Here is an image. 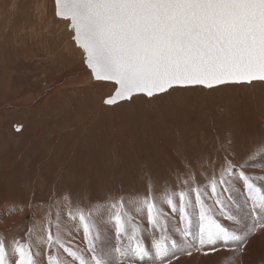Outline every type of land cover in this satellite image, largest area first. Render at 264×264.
Instances as JSON below:
<instances>
[{
	"label": "rangeland",
	"instance_id": "obj_1",
	"mask_svg": "<svg viewBox=\"0 0 264 264\" xmlns=\"http://www.w3.org/2000/svg\"><path fill=\"white\" fill-rule=\"evenodd\" d=\"M72 35L68 22L55 15L54 0H0V237L24 239L31 228L36 241L41 224L47 228L48 219L54 224L59 215L65 245L84 255L88 250L76 246L85 237L78 218L83 211L85 221L97 226L99 253L117 244L112 217L127 212L151 242L146 212H136L139 198L150 183L158 197L166 182L178 190L174 170L181 156L195 157L229 140L244 156L264 140V83L177 88L110 106L104 99L116 85L92 78ZM256 157L245 171L259 180L264 159ZM230 195L227 209L241 222L215 218L239 235L260 213L243 186L234 184ZM248 209L256 214L252 220ZM257 240L248 247L257 262L243 255L238 261L233 241L230 248L216 245L215 263L264 264ZM209 247L202 251L212 252ZM47 251L45 246L44 262Z\"/></svg>",
	"mask_w": 264,
	"mask_h": 264
},
{
	"label": "snow or ice",
	"instance_id": "obj_2",
	"mask_svg": "<svg viewBox=\"0 0 264 264\" xmlns=\"http://www.w3.org/2000/svg\"><path fill=\"white\" fill-rule=\"evenodd\" d=\"M55 15L68 22L92 78L114 82L121 99L137 94L153 98L177 88L264 82V0H55ZM250 156L264 159V140L244 156L230 140L195 157L181 156L174 170L178 190L166 182L158 197L150 183L137 202L136 212H146L153 230L151 242L139 224L126 219L129 213H117L112 217L117 244L98 253L97 226L87 223L81 211L78 218L90 258L65 245L58 215L54 224L48 219L47 228L41 224L36 241L31 228L24 239L0 237V264H45V246L47 264H66L56 257L60 249L73 258L67 264H178L180 253L191 255V249L205 246L214 251L218 243L230 248L233 241L235 251L242 252L248 236L257 230L264 234V177L257 180L245 171ZM234 184L243 186L260 213L239 235L215 218L239 223L226 204ZM206 199L213 203L206 204ZM119 206L123 208V201ZM69 216L77 219L71 212Z\"/></svg>",
	"mask_w": 264,
	"mask_h": 264
},
{
	"label": "bare ground",
	"instance_id": "obj_3",
	"mask_svg": "<svg viewBox=\"0 0 264 264\" xmlns=\"http://www.w3.org/2000/svg\"><path fill=\"white\" fill-rule=\"evenodd\" d=\"M239 185L242 186L241 184H239ZM232 214L236 217V219L240 223L241 222V217L237 213H232ZM253 215H256L255 212L250 210V209H248L247 214H246V218H248L249 220H252V216ZM221 219L226 220L222 216H221ZM245 226H246L245 224L244 225L242 224V228H244ZM235 229H238V228H235ZM243 231L245 232L247 230L244 229ZM241 234H243V233H241ZM258 238H259V240L261 239V242H262V247L259 249L260 252H258V253L261 254L262 256H264V234H262L258 230V231L253 232L250 236L247 237L248 242L245 245L243 244V251L240 252L241 254H239L237 256V260L238 261L242 260V255H243L247 259V261L257 262L256 260L258 259L259 255L254 254L253 253L254 252L253 248L251 250H249L250 248L248 249V247L250 245L254 244V242ZM149 239H147V241ZM169 240H171V239H169ZM76 246L78 248H81L83 251L87 250L88 249V242H87L86 238L83 236V241L76 242ZM252 246H254V245H252ZM83 254H84V252H83ZM61 255H62V259L66 262V264H67V262L72 261V259H73L72 257L68 256L67 254L64 255L63 252H61ZM84 255H85V257H87V256L90 255V252H88L87 254H84ZM216 258H217L216 250L212 251V252H204L202 250L201 251H196L195 249H191V255H188L186 252L179 255L178 264H187V263H189V264H193V263H195V264H216L215 263ZM185 261H187V262H185ZM262 262H264V261H262ZM77 263L78 262L76 261L75 264H77ZM45 264H47V262H45ZM173 264H176V261L173 262Z\"/></svg>",
	"mask_w": 264,
	"mask_h": 264
},
{
	"label": "water",
	"instance_id": "obj_4",
	"mask_svg": "<svg viewBox=\"0 0 264 264\" xmlns=\"http://www.w3.org/2000/svg\"><path fill=\"white\" fill-rule=\"evenodd\" d=\"M54 2H55V0H54ZM102 82H110V83H113L114 84V82H112V81H102ZM256 82H260V81H256ZM221 86V85H220ZM117 87V86H116ZM200 87H202V86H200ZM216 87H218V86H216ZM137 95H143V94H137ZM135 96V95H134ZM109 98H114L115 99V102L114 103H112V104H106L105 102H104V104H106V105H114V104H116V103H119V102H121V101H125V100H129V99H121V98H119V97H117L116 96V88H115V90H114V92L109 96V97H107V98H105L104 99V101L105 100H107V99H109Z\"/></svg>",
	"mask_w": 264,
	"mask_h": 264
},
{
	"label": "crops",
	"instance_id": "obj_5",
	"mask_svg": "<svg viewBox=\"0 0 264 264\" xmlns=\"http://www.w3.org/2000/svg\"><path fill=\"white\" fill-rule=\"evenodd\" d=\"M260 83H264V82H260ZM256 157V156H255ZM258 158V156L255 158V159H257ZM251 159H254V158H251Z\"/></svg>",
	"mask_w": 264,
	"mask_h": 264
}]
</instances>
